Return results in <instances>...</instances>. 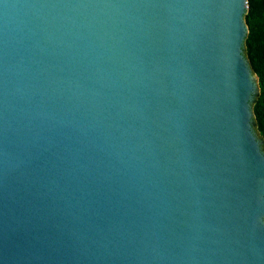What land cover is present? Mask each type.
Instances as JSON below:
<instances>
[{
  "label": "water",
  "instance_id": "water-1",
  "mask_svg": "<svg viewBox=\"0 0 264 264\" xmlns=\"http://www.w3.org/2000/svg\"><path fill=\"white\" fill-rule=\"evenodd\" d=\"M248 0H0V264H264Z\"/></svg>",
  "mask_w": 264,
  "mask_h": 264
},
{
  "label": "trees",
  "instance_id": "trees-1",
  "mask_svg": "<svg viewBox=\"0 0 264 264\" xmlns=\"http://www.w3.org/2000/svg\"><path fill=\"white\" fill-rule=\"evenodd\" d=\"M246 22L249 34L245 52L255 74L259 77V93L253 101L255 120L253 125L264 145V0H248Z\"/></svg>",
  "mask_w": 264,
  "mask_h": 264
}]
</instances>
